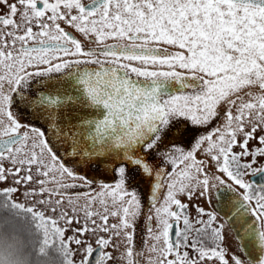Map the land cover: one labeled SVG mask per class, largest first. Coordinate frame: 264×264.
I'll list each match as a JSON object with an SVG mask.
<instances>
[{"label": "snow or ice", "instance_id": "obj_1", "mask_svg": "<svg viewBox=\"0 0 264 264\" xmlns=\"http://www.w3.org/2000/svg\"><path fill=\"white\" fill-rule=\"evenodd\" d=\"M0 5V264H264V0Z\"/></svg>", "mask_w": 264, "mask_h": 264}, {"label": "rangeland", "instance_id": "obj_2", "mask_svg": "<svg viewBox=\"0 0 264 264\" xmlns=\"http://www.w3.org/2000/svg\"><path fill=\"white\" fill-rule=\"evenodd\" d=\"M247 91H249V89H244V91L241 93V95H243L244 98L247 97L246 95H244V92H247ZM251 91H252L253 93H258V92H259L258 88H252ZM247 98H248V97H247ZM216 123H223V121H217ZM212 126H215V125H212ZM210 127H211V126H210ZM205 146H206V145H205ZM250 147H251V145H250ZM196 155H197V157H203V158H205V157L203 156V154L200 153V152H198ZM6 186H7V185H2V184H0V188H2V187H6ZM99 191H100V189H99L97 192H99ZM166 191H167V189H166ZM95 192H96V191H95ZM165 194H166V193H165ZM13 196H14V197H13L14 200H17L18 202H21V203H28L27 199L24 198L22 195L13 194ZM181 199H182L183 202H187L186 198L181 197ZM162 201H163V200H162ZM194 202H195V201H194ZM80 203L83 204L84 201L81 200ZM201 204L206 208V210H208V206H207L206 204H204L202 201H201ZM99 207H100L99 204H96V205L93 206V209L96 210V209H98ZM69 214H71L70 211H69ZM48 215H51V213H48ZM116 222H117V221H116L115 219H112V218L109 219V223H110V224H111V223H116ZM65 235H66V236H67V235H71V233L68 232V233H66ZM90 236H91V234H89V236L86 237V238H90ZM139 236H140V234L137 233V234H136V244H137V247H139L140 242H141V238H140ZM149 244H150V243H149ZM93 246L95 247L94 243H93ZM76 247H77V246H76L75 244L70 245V248H71V249H74V248H76ZM121 250H123V248H122ZM114 255H118V254H117V253H114ZM73 258H74V260L77 261V262L81 259V257H80L79 255H74ZM148 258H149V253H148L147 251H145L144 254H143V256H142L141 259H140V264H146V261L148 260ZM110 264H122V261H112V262H110ZM204 264H215V261H213V262H209V261L206 260V261L204 262Z\"/></svg>", "mask_w": 264, "mask_h": 264}, {"label": "flooded vegetation", "instance_id": "obj_3", "mask_svg": "<svg viewBox=\"0 0 264 264\" xmlns=\"http://www.w3.org/2000/svg\"><path fill=\"white\" fill-rule=\"evenodd\" d=\"M10 2H11V0H10ZM0 9H2V11L3 12H6L7 11V9L6 8H4L2 5H0ZM17 20H18V18H17ZM5 31H7V29H4ZM68 31H71V29H68ZM75 34V33H74ZM86 47H91L92 45H85ZM169 51H173V49H171V48H169L168 49ZM37 79H43V78H37ZM245 100H247L248 98L247 97H245L244 98ZM233 112L235 113V109H233ZM222 121V120H221ZM236 151H239V149H236ZM201 153V152H200ZM197 154V153H196ZM197 156V155H196ZM197 159H203V157H197ZM250 159V158H249ZM169 171H171V168L169 167V169H168ZM246 179H248V180H250L251 181V176H248V177H246ZM167 179H165V183H164V187L160 190V192H159V200L157 201V207H159L160 206V204L163 202L162 200L164 199V196H165V193H166V189H167ZM99 183H100V181H97V183L95 184V185H93V188H94V190L97 192L100 188H99ZM14 197V196H13ZM214 202V201H213ZM208 210H210V209H208ZM142 211H143V217H142V219L140 220V222H139V224H138V227H137V231H136V234L138 233V234H140V238H141V235L142 234H144V235H146V229H145V220L147 219V217L149 216V215H152V211H151V209H150V205L149 204H145L144 206H143V209H142ZM153 227H155V221H153ZM224 235L226 236V237H228V236H230L231 234H230V232H229V230L226 228L225 229V232H224ZM148 243H150L151 244V241H149ZM230 243H231V251H235V247H236V242H235V240L234 239H232L231 241H230ZM215 264H216V262H215Z\"/></svg>", "mask_w": 264, "mask_h": 264}, {"label": "water", "instance_id": "obj_4", "mask_svg": "<svg viewBox=\"0 0 264 264\" xmlns=\"http://www.w3.org/2000/svg\"><path fill=\"white\" fill-rule=\"evenodd\" d=\"M251 180H256V181H259V177H258V176H257V177H255V178L251 177Z\"/></svg>", "mask_w": 264, "mask_h": 264}, {"label": "trees", "instance_id": "obj_5", "mask_svg": "<svg viewBox=\"0 0 264 264\" xmlns=\"http://www.w3.org/2000/svg\"><path fill=\"white\" fill-rule=\"evenodd\" d=\"M12 199H14V198L12 197Z\"/></svg>", "mask_w": 264, "mask_h": 264}]
</instances>
